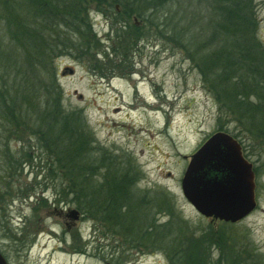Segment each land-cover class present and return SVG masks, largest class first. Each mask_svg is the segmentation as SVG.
<instances>
[{
	"label": "rangeland",
	"instance_id": "374dc122",
	"mask_svg": "<svg viewBox=\"0 0 264 264\" xmlns=\"http://www.w3.org/2000/svg\"><path fill=\"white\" fill-rule=\"evenodd\" d=\"M37 1L44 0H5L4 15L17 22L35 17ZM136 1L140 8L141 0L87 7L99 40L91 52L66 45L53 56L35 53L33 62L23 58L26 46L9 45L0 5V34L8 42L0 45V59L19 67L25 61L28 81L54 92L41 99L55 100L72 121L63 138L43 144L34 125L9 133L0 119V252L8 264H173L160 225L167 226L161 238L169 243L194 239L202 264H264V76L236 68L245 82L240 91L252 102L245 109L236 101V80L228 84L237 93L226 97L228 85L203 73L210 53L238 48L221 34L228 26L224 7L172 0L147 11L146 19L136 11L129 18L126 10ZM250 10L252 37L236 55L256 51L239 62L262 71L264 0H252ZM218 131L236 137L259 171L262 209L234 225L202 215L181 186L192 155ZM56 145L64 149L65 166L52 154ZM72 162L77 176L94 182L91 208L78 201ZM73 210L80 213L76 220ZM147 226H154L151 235Z\"/></svg>",
	"mask_w": 264,
	"mask_h": 264
},
{
	"label": "trees",
	"instance_id": "16d2710c",
	"mask_svg": "<svg viewBox=\"0 0 264 264\" xmlns=\"http://www.w3.org/2000/svg\"><path fill=\"white\" fill-rule=\"evenodd\" d=\"M113 1L120 3L122 6L124 5V0ZM170 1L172 0H141L140 8L135 6L136 3H139L136 1L130 5L128 9L129 12L126 10L127 16L131 18L134 13L139 12L137 13L139 18L142 17V19H146L145 14L147 11L150 12V10L153 11L165 7ZM4 4L5 0H2L0 5L2 6V14L9 28V45L26 46L27 49L21 52L23 58L28 61H32L31 58L35 53L36 55L38 53H48V56H53L56 52L67 51L66 45H86V51L91 52L95 49L92 46L99 42L96 34L93 32L92 23L89 21L87 7L91 4L100 5V0H44L43 3H38L37 1L33 3L35 10L33 16L35 17L24 18V21L21 20L19 22L6 19L4 9H8L9 4ZM29 6L30 4L26 8ZM251 6L252 0H210V4L208 5L212 10L214 9L216 11L220 10L219 7L225 8L223 11L226 12L220 11L224 19H226L228 26L226 25L224 27V31H222L223 29L221 30V34H223L226 43L227 41H234L235 45L231 46H238L237 49L228 46L226 49L216 50L210 53L209 57H205L204 59L205 69L203 73L206 74L207 71L209 73H215L219 77V81H222V85L225 83L228 85L223 87L226 97H234V84H228L233 80H236V84H238L240 88L238 89L239 91L244 89L245 82L242 83L239 81L240 73H236V68H244L245 71L242 73L256 74L254 76L255 78L264 76L262 74L264 68H259L260 63L255 62L257 68L262 71L255 69L252 71V69H249L250 65H243V63L241 64V62H239L242 57L245 59L249 56L256 57L255 54H258L256 51H246V54L241 53L240 58L236 55L239 52V46L245 45V39L248 38L250 40V36L252 37L253 26L251 25ZM85 22H87V26L82 27ZM126 28L127 23H124L121 29L116 30L122 32ZM3 36L4 35L1 33L0 45H3V43L8 45V42L4 40ZM47 47L48 51L45 50ZM26 65L24 61L21 67L15 65L11 66L0 59L1 122L4 127L10 128L9 133L12 131L15 134L21 131L22 126H26L27 128L34 125V128H38L39 130V137L43 141V144L50 140L55 142V139L63 133L61 138L64 137L66 128L71 125L72 121L67 115L60 111L55 100L53 102L49 97L47 100L41 99L40 95L42 93H44L45 97L49 93L53 94L54 92H52V90H46L43 86L40 87L38 81H28V77L22 73L25 72ZM27 68L30 69L31 66ZM15 70H19L18 74H16ZM17 81L22 83L20 87L17 86ZM26 83L27 85H25ZM252 90L255 91V89ZM217 93L219 95L221 91H217ZM239 94L240 100L237 97L236 101L247 109L249 107L248 103L252 102L246 100V94H244L243 91H240ZM28 109L30 111H28ZM66 145H64V148ZM56 148L57 149L55 152H52V154L56 160L61 163V166H65L62 161V159H66L63 154L64 149L62 150L61 146L58 148L57 145ZM85 161H87V159ZM68 169L72 174L74 183L80 184V187L78 184L77 195L81 194L82 196H78V201L80 200L82 204L91 208L94 206V201H96L98 195L97 191H94L95 187L93 180L91 178L82 180L79 175L77 176L75 173H77L78 168L74 165V162H72L71 167ZM102 193L104 194L106 192ZM160 226L162 229L158 230V234L159 240L164 246L163 248L169 253L175 252V257H171L173 259V264H202V257L198 254V248L196 244H194V239L186 238L182 241L177 238L169 243V241L164 240L165 237H163L164 239L161 238V233L165 231L164 227L167 229V226ZM153 230L154 226H151L146 228L145 232L147 235H151ZM221 233L223 234L222 231ZM161 242L159 245L160 247ZM171 244H173V247H171ZM166 245H168V247H166Z\"/></svg>",
	"mask_w": 264,
	"mask_h": 264
},
{
	"label": "water",
	"instance_id": "95a60500",
	"mask_svg": "<svg viewBox=\"0 0 264 264\" xmlns=\"http://www.w3.org/2000/svg\"><path fill=\"white\" fill-rule=\"evenodd\" d=\"M185 197L204 216L236 222L256 205L251 164L229 133L213 134L192 155L181 181ZM79 218V211H71ZM0 264H8L0 252Z\"/></svg>",
	"mask_w": 264,
	"mask_h": 264
},
{
	"label": "flooded vegetation",
	"instance_id": "af4514ba",
	"mask_svg": "<svg viewBox=\"0 0 264 264\" xmlns=\"http://www.w3.org/2000/svg\"><path fill=\"white\" fill-rule=\"evenodd\" d=\"M234 137V136H233ZM237 142L239 143L240 145V148H241V152H242V156L248 161L250 162L251 164V167H252V171H253V175H254V197H255V202H256V205H255V208L253 209V211L250 213V214H253L255 212H257L259 209H262V206H261V203H260V197H259V189H260V185H259V171L257 169V165L255 164V162H253L250 158H249V155L247 153H244V148L242 146V144L240 143V141L234 137ZM250 214H248L245 218H247ZM69 216V214H68ZM244 218V219H245ZM213 220H218V219H215V218H212ZM244 219L242 220H239L237 222H230V221H224V220H219L220 222L224 223V224H229V225H234V224H239L240 222H242Z\"/></svg>",
	"mask_w": 264,
	"mask_h": 264
}]
</instances>
